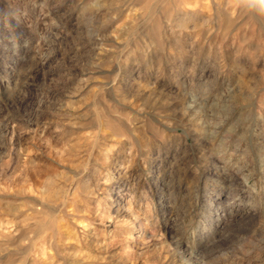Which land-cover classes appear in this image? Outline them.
I'll list each match as a JSON object with an SVG mask.
<instances>
[{"label": "rangeland", "instance_id": "rangeland-1", "mask_svg": "<svg viewBox=\"0 0 264 264\" xmlns=\"http://www.w3.org/2000/svg\"><path fill=\"white\" fill-rule=\"evenodd\" d=\"M0 264H264V0H0Z\"/></svg>", "mask_w": 264, "mask_h": 264}, {"label": "bare ground", "instance_id": "bare-ground-1", "mask_svg": "<svg viewBox=\"0 0 264 264\" xmlns=\"http://www.w3.org/2000/svg\"><path fill=\"white\" fill-rule=\"evenodd\" d=\"M238 174V173H237ZM240 181V180H239ZM251 196V195H250ZM228 197V196H227ZM234 200V199H233ZM236 202V201H235ZM226 203H229L228 201H226ZM239 205V204H238ZM229 211V210H228ZM237 212V211H236Z\"/></svg>", "mask_w": 264, "mask_h": 264}]
</instances>
